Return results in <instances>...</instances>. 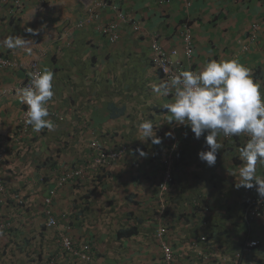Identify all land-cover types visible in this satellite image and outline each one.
<instances>
[{
    "label": "crops",
    "instance_id": "obj_1",
    "mask_svg": "<svg viewBox=\"0 0 264 264\" xmlns=\"http://www.w3.org/2000/svg\"><path fill=\"white\" fill-rule=\"evenodd\" d=\"M107 1L99 18L82 29L77 24L88 15L91 0H24L22 6L0 0V54L19 64L0 69V147L6 149L0 174L7 188L0 219L13 221L12 229L0 234V264L4 252L18 258L13 264H81L59 246L66 221L80 247L95 245L93 264H163L155 237L159 220L168 227L166 238L180 253V264H232L247 237L264 236V213L248 224L243 216L246 188L235 186L242 165L240 138L217 137L222 147L214 167L199 159L207 131L196 139L189 126L169 124L162 106L171 97L152 91L162 77L150 61L149 35L158 33L161 44L178 50L188 64L182 34L189 25L195 70L211 59L235 58L264 92V0H190L188 8L183 0ZM119 12L130 21L120 23V39L110 42L96 25L114 22ZM131 20L140 22V32ZM254 22L261 27L255 41L250 38ZM27 28L39 30L38 35ZM8 36L28 39V46L9 49L2 44ZM33 61L55 73V96L48 105L54 128L20 134L21 91ZM144 120L153 122L161 144L139 140ZM169 131L174 139L165 135ZM96 138L109 147L132 143L147 156L130 150L103 169H87L82 180L66 184L54 198L55 208L67 212V218L44 228L43 197L58 174L91 159L89 141ZM173 146L175 180L164 194L162 213L161 157ZM257 175L264 176V165H258ZM198 234L208 237L202 246L207 258L192 259L194 253L185 246ZM50 255L56 256L53 262ZM246 261L264 264V239Z\"/></svg>",
    "mask_w": 264,
    "mask_h": 264
},
{
    "label": "clouds",
    "instance_id": "obj_2",
    "mask_svg": "<svg viewBox=\"0 0 264 264\" xmlns=\"http://www.w3.org/2000/svg\"><path fill=\"white\" fill-rule=\"evenodd\" d=\"M23 1L24 0H22L21 2V6L23 5ZM94 1L95 0H91V4L89 7L92 6ZM101 1L104 4L102 7H99L98 9L99 16H100L101 8L106 7L109 4L107 0H101ZM158 1L161 4H166L171 2L172 0H158ZM183 1L188 5L187 8L192 3L190 0H183ZM86 17H84L82 20L78 22L77 24L78 28L84 29L85 27H88V25L92 24L95 20L98 19V18L94 19L90 23L81 25L82 21ZM127 18L129 19L127 22H129L130 18L129 17ZM121 22L122 21H120L118 25L119 39L121 37V28H120ZM101 23L96 25V29L98 32H100L98 26ZM102 24H107V23H102ZM131 24L135 32H140L141 30L140 22L131 20ZM136 25L138 26V28H135ZM188 28L189 25H184L183 30L186 31ZM260 29L261 27L259 23L257 22L252 23L250 38L253 41L257 40V37L259 38ZM26 31L28 33H31L32 36L38 35L39 32V30H34L32 28H27ZM100 34L103 35L110 42H113L102 32H100ZM149 37H150V61L151 64H153L160 71L162 77V81H160L158 84L157 83L152 84L151 87H152V91L158 96L171 97V102L164 103L162 106L163 109L166 110V112L169 114L168 123L173 124V121H175V124L189 126L192 133H194L196 139H200L207 131L208 134L205 136L206 150H201L198 153V157L202 162L206 163L208 167H214L216 164L217 154L222 147V145L218 143L217 137L221 133L224 135L225 138L230 136L233 137V138H226L228 140L240 138L239 154H240V159L242 161V165L238 170L239 180L238 181L236 180L237 182L235 186L237 189L241 187L246 188V193H247L246 198L251 196L252 192L250 189L253 188H254L253 191L254 194H257L260 198H264V176L257 175L258 165H264V92L261 91L262 88L261 84L254 80L251 70L247 66L242 64L238 59L235 58L220 59V60L211 59L207 61L202 68H200L199 70H195L193 68V59L195 55L194 39H193V44H194L193 53L191 55H188L184 47V33L182 34V44L184 48L186 61L188 62L187 64L185 63V61L180 60L178 56L179 54L178 50L176 49L167 50L161 44L158 33L150 34ZM155 42L161 45V47L170 56L172 63L180 70L178 73L170 76L168 79L166 78V75L162 72V70L159 67H157L151 60V54L153 52V44ZM28 43H29L28 39H25L22 36H8L4 38L2 41V44L9 49L27 47ZM248 50L249 47L245 45L243 47V51H248ZM12 61L15 62L16 64L7 67H0V69L17 67L19 65L17 61L15 60ZM35 63L40 68L41 70L40 72L33 73L34 70L33 66ZM54 77H55L54 71L49 68H44L42 70L38 61H33L30 63V76L25 81L24 88L21 91V102L24 103L25 105L23 107V112L19 117L17 123L18 124L17 128L20 133L22 131V125L20 124L21 121L20 119L24 113L26 116L25 124L29 125V128L26 133H29L31 128L32 131L37 133L41 132L44 129H48L49 131L53 130L54 122L52 119H50V111L48 105L51 101H53V98L55 96ZM138 133L140 135L139 140L141 141H150L153 145H159L162 143V138L159 137L157 133L154 131V125L151 120H144L140 122L138 126ZM165 135L169 138L174 139V133L172 131L167 132ZM94 140H98L100 146L107 147L108 149H113V148L121 149L122 147L126 148L125 149L126 151L123 153V155L120 158L116 160H112L110 163L122 160L130 150L139 152L140 156L142 157L147 156V153L143 149H140V147L137 148V145H134L132 143L126 142L116 147H109L108 145L104 144L102 141H100L97 138L89 141V145L91 149H92L91 143ZM0 149L5 150V156H6V149L3 147H0ZM176 150L173 156L174 180H175ZM94 155H95V151L93 152V156ZM92 157L89 161L76 164L75 166L58 174L52 186L57 184L58 178L62 176V174H65L66 171H69L71 169L75 170V168L82 167V165L86 166L84 169L85 173L87 169L93 168V165L91 164L93 160ZM96 168L103 169L104 167L100 166ZM162 170H163V166H162ZM85 173L82 176L66 178L64 185L60 187L58 186V191L59 189L63 188L66 184L70 183L73 180L76 179L82 180L85 177ZM0 178H2L3 180L1 174H0ZM2 183L6 188L4 180ZM6 192H7V188H6ZM46 195H48V193ZM11 198H15L20 204H23L25 201V199L20 195H14ZM19 198H21L23 202H20ZM161 200L163 202L161 207V212L163 213L167 208L165 195H161ZM246 204L247 203L245 200V204L243 206V216L245 221L248 224H250L252 220L257 218L250 216L246 217L245 215ZM53 207L55 213L57 214V216H59L62 212L59 213L58 210L55 208L54 199H53ZM263 213H264V207L262 210V215ZM41 214L44 218V226H45L44 228L52 229L47 227L45 215L43 214V212H41ZM65 214L67 218V212H65ZM3 222H6L10 225H8L3 229H0V234H3L12 229L13 221L7 219H0V224ZM161 224H163L166 228V232L163 235L162 240L158 237L157 234L158 228ZM70 225L72 229V224L70 223ZM167 233H168L167 225H165L163 221L159 220V223L155 230V237L159 243L161 259L163 261V264H167V260L165 258V253H164L165 248H163L162 242H165L168 245V247L172 249L173 256H175L177 264H180L179 263L180 258L178 256L180 255V253L176 250L174 245L167 240L166 238ZM207 238L208 237L205 234H198L196 237L192 238L189 241L188 246L185 247H187V249L191 250L194 253V255H191L190 258L192 259H202L204 257L207 258L206 254L204 253V249L202 250V246L208 240ZM247 239H260V243L254 247H251L249 251H243L242 248L244 247V244ZM263 239L264 236L262 239L259 237H247L243 241L239 250L236 251L234 258L232 259L233 261L232 264L234 263V261L237 260V254L239 252L242 253L241 256L238 258L242 264H255L254 262L251 261L245 262V257L254 248L261 246V244L263 243ZM59 242H60V238H59ZM75 242L77 243V241ZM12 243L17 245L20 244V242H18V240L15 239L12 241ZM91 245L92 248L91 251H89V257L84 260L79 257L70 258L63 250L62 251L68 257V259L72 261H77L80 262L81 264H93L95 260L96 247L93 243H91ZM55 257L50 255V261L52 259H55ZM17 259L18 258L16 256H9L4 252L1 257L2 260L1 262L2 264H13V262L16 261Z\"/></svg>",
    "mask_w": 264,
    "mask_h": 264
},
{
    "label": "built area",
    "instance_id": "obj_3",
    "mask_svg": "<svg viewBox=\"0 0 264 264\" xmlns=\"http://www.w3.org/2000/svg\"><path fill=\"white\" fill-rule=\"evenodd\" d=\"M17 4L20 6L22 0H15ZM103 2L101 0H95L91 7H89V13L87 17L82 21L81 25H84L86 23H90L92 20L97 19L98 9L99 7L103 6ZM129 19L124 15V13L119 12L118 13V20H115L112 23L109 24H100L98 26L99 31L105 34L111 41H116L119 39V33H118V25L120 21H128ZM135 28H138L136 25ZM184 47L186 50V53L188 55H191L193 53L194 44H193V37L192 33L187 29L184 32ZM151 60L153 63L159 67L162 72L166 75V78L168 79L170 76L178 73L180 70L172 63V60L168 53L159 45L157 42L153 44V52L151 54ZM16 63L10 60L7 57H4L0 55V67H7L15 65ZM33 73L40 72V68L35 63L33 66ZM29 83V82H28ZM26 112V111H25ZM25 113L21 117L20 124L22 125V131L20 134H26L29 125L25 124ZM226 138H233V137H226ZM93 152L95 151V155L92 157L91 164L93 165V168L103 166L110 164L112 160H116L120 158L123 153L126 151L125 147H122L121 149L113 148L108 149L107 147H102L99 145L98 140H94L91 143ZM176 150V146H173L169 149V151L163 155L161 161H162V179L160 183L158 184L161 195H164L165 192L168 191L169 186L174 181V152ZM5 159V150L0 149V165L4 162ZM85 167H78L74 169H71L69 171H66L65 174H62L57 180V184L50 187L48 190V195H46L42 202V212L45 215L46 219V225L49 228H53L58 225L61 219L66 218L65 212H62L59 216L55 213L54 207H53V199L58 193V186H63L64 182L66 181V178L75 177V176H82L85 173ZM3 180L0 178V203L3 206L4 197L6 195V188L3 185ZM251 190V196L246 198V206H245V215L246 217H254L258 218L262 215V210L264 207V198H260L257 194H254V188ZM20 202H23L21 198H19ZM8 223L3 222L0 224V229H3L7 227ZM65 230L61 233L60 236V246L62 250L71 258H81L86 259L89 257V251H91L92 245L90 243H85L82 247H80L73 238L71 234V225L70 223L66 222L65 224ZM166 232V228L163 224H161L158 228V237L162 240L163 235ZM204 239V237H203ZM260 243V239H247L244 247L242 248L243 251H249L251 247H254ZM163 248H165V258L167 260V264H177L175 256H173L172 249L168 247V245L165 242H162ZM241 252L237 254V260L234 261L233 264H242L239 261V257L241 256ZM54 259L51 260L53 262Z\"/></svg>",
    "mask_w": 264,
    "mask_h": 264
}]
</instances>
